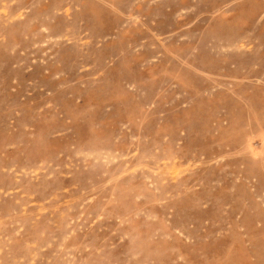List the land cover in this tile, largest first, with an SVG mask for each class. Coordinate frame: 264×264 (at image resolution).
I'll use <instances>...</instances> for the list:
<instances>
[{
    "label": "rangeland",
    "instance_id": "1",
    "mask_svg": "<svg viewBox=\"0 0 264 264\" xmlns=\"http://www.w3.org/2000/svg\"><path fill=\"white\" fill-rule=\"evenodd\" d=\"M0 264H264V0H0Z\"/></svg>",
    "mask_w": 264,
    "mask_h": 264
}]
</instances>
